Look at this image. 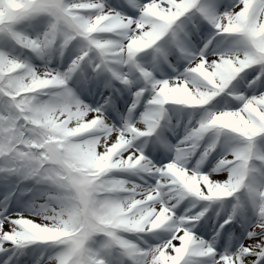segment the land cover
<instances>
[{
  "label": "snow or ice",
  "instance_id": "snow-or-ice-1",
  "mask_svg": "<svg viewBox=\"0 0 264 264\" xmlns=\"http://www.w3.org/2000/svg\"><path fill=\"white\" fill-rule=\"evenodd\" d=\"M0 264H264V0H0Z\"/></svg>",
  "mask_w": 264,
  "mask_h": 264
}]
</instances>
